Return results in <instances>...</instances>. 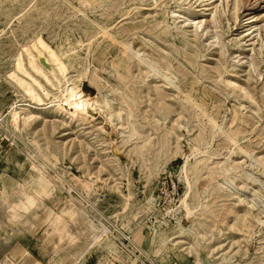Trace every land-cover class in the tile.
Segmentation results:
<instances>
[{"label":"rangeland","instance_id":"obj_1","mask_svg":"<svg viewBox=\"0 0 264 264\" xmlns=\"http://www.w3.org/2000/svg\"><path fill=\"white\" fill-rule=\"evenodd\" d=\"M31 46L86 116L14 77ZM0 264H264V0H0Z\"/></svg>","mask_w":264,"mask_h":264},{"label":"bare ground","instance_id":"obj_2","mask_svg":"<svg viewBox=\"0 0 264 264\" xmlns=\"http://www.w3.org/2000/svg\"><path fill=\"white\" fill-rule=\"evenodd\" d=\"M252 18H254V16H252ZM28 51V56L24 57V54L21 52L16 58L14 77L17 76L16 74H19L26 81H28L26 86L33 96L38 95L34 90L35 88L39 89L41 83L52 88L57 86L59 90L53 95L54 99L52 101L61 102L69 109L67 110L62 105L60 108L56 109L58 111H65L70 118L86 116V103L83 99L85 93L82 88L78 86L74 88H63V76L61 68L59 66L56 68L53 67L51 60L48 59L45 54L40 49H38V47L31 46ZM25 64H27V67ZM51 77L53 81L51 80ZM30 85L34 86L35 88L30 87ZM40 91L44 92L41 89ZM10 116L11 122L17 130L20 129V123L24 122L29 117L28 114H23V112L16 109H12L10 111ZM184 163L185 164L181 167V174H183L182 177L186 183L187 190L182 197L181 204L184 206L186 213L189 216L193 213V210L190 208L188 203L191 195L192 185L191 181L188 179L189 176L187 174V163ZM73 179L82 188L86 189L88 187L86 183L82 182L77 176H74ZM148 202L150 203L149 200ZM76 215L77 214L75 208L72 206V203L69 200H65L63 205L59 206L56 210L43 204L41 207V213H33L32 218L39 226H42L43 241L52 245L53 247H59L64 243H74L75 237L71 233L68 223L72 221Z\"/></svg>","mask_w":264,"mask_h":264}]
</instances>
